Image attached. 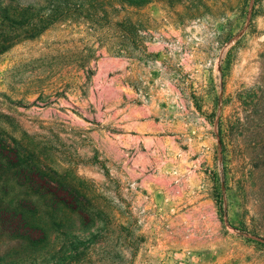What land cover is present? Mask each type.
Returning a JSON list of instances; mask_svg holds the SVG:
<instances>
[{"label":"rangeland","instance_id":"374dc122","mask_svg":"<svg viewBox=\"0 0 264 264\" xmlns=\"http://www.w3.org/2000/svg\"><path fill=\"white\" fill-rule=\"evenodd\" d=\"M64 3L0 0V264H264V0Z\"/></svg>","mask_w":264,"mask_h":264},{"label":"trees","instance_id":"16d2710c","mask_svg":"<svg viewBox=\"0 0 264 264\" xmlns=\"http://www.w3.org/2000/svg\"><path fill=\"white\" fill-rule=\"evenodd\" d=\"M71 0H50L51 6H50V12L48 13L47 17H41L38 18L37 21L32 22L31 24H28L27 30H25L29 37H34L49 28L52 24L60 21L61 15L59 13L62 10V4H65L64 2H69ZM123 4H127L130 6H139L135 3V0H120ZM69 17L72 19V14L69 15ZM133 22L130 19H125L119 22H116L113 24V28L120 32L118 36H116L114 40L115 45V51L117 54L125 55L128 53H131L132 48L138 47V42H140L138 39L134 38L132 34L130 33V29L133 27ZM4 34H7L5 36L0 37V53L7 50L9 47L13 45L20 36H15V34H11V30H3ZM11 34V35H10ZM141 49L146 50V46L142 45Z\"/></svg>","mask_w":264,"mask_h":264}]
</instances>
